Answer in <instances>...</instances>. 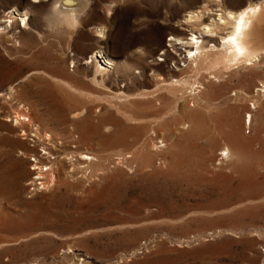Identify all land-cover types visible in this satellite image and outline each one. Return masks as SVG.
I'll use <instances>...</instances> for the list:
<instances>
[{
    "label": "rangeland",
    "instance_id": "rangeland-1",
    "mask_svg": "<svg viewBox=\"0 0 264 264\" xmlns=\"http://www.w3.org/2000/svg\"><path fill=\"white\" fill-rule=\"evenodd\" d=\"M263 1L92 0L56 39L0 0V264H264V52L209 74L175 38Z\"/></svg>",
    "mask_w": 264,
    "mask_h": 264
},
{
    "label": "bare ground",
    "instance_id": "bare-ground-1",
    "mask_svg": "<svg viewBox=\"0 0 264 264\" xmlns=\"http://www.w3.org/2000/svg\"><path fill=\"white\" fill-rule=\"evenodd\" d=\"M67 0H65L66 2ZM72 1L69 0V2H66L65 4H71ZM18 13H16V10L13 11L12 13H9L7 15V19L5 20V22H12L13 20L17 19ZM200 14L197 13H192L187 17V22H189L190 24L193 22H197L200 18L199 16ZM218 15V19H212L211 22H206L203 23V26H201L199 28V31L197 30H192V32L190 33V35L186 38L183 39L182 37H175L176 38V45H181L183 47H185V59H186V67H192L193 69H201V66L204 65L207 68V71L209 72V74H213V73H222L223 71H227V70H231L234 67H231L230 64L228 63V58L226 59V50L222 49L221 46V40L223 38H227L228 36H233L236 34V30L237 28L240 29V33L241 36L237 38V45L241 48H244L246 50V54L244 57H242L240 59L239 65L240 64H245V65H249L251 64L253 61L256 62V59L258 56H261V53L264 52V1L262 3H253L250 4L248 6H246L245 8H243L242 10L239 11H230V10H224V12H221ZM26 18H24L23 16L21 17L20 21L22 23V27L25 29L30 28V26H28V22H26ZM199 23V21H198ZM33 29V27H32ZM212 31L215 32V35H218L220 33L219 30H226L224 33H222L219 37V40H217V43H209L206 42V40L203 39V37L205 36H209V37H213V35H208L207 31ZM39 31V30H38ZM40 32V31H39ZM32 35V34H31ZM104 35V30L101 29L99 31L98 36L103 37ZM214 35V36H215ZM195 36L196 40L193 41L192 37ZM41 37V36H40ZM197 48H199V52H197ZM204 49H208V51L205 53ZM196 52V55H192V53ZM99 53L101 54V51H99ZM233 54L235 55V52L233 50ZM102 55V54H101ZM97 57V54L94 55ZM91 56L90 60H87L86 63H90L93 61V57ZM263 56V55H262ZM108 63V61H106ZM72 67L75 66L74 60L72 61ZM254 64V63H253ZM257 64V62H256ZM178 67V66H177ZM191 68V69H192ZM100 70V66H97V71ZM47 73V72H46ZM215 77V76H214ZM59 78V77H58ZM65 80V79H64ZM182 80V79H181ZM180 80V81H181ZM69 81V80H68ZM185 81V80H184ZM182 82H178V79H174L169 83L170 88L175 89L176 87H178L179 85H182ZM70 84V83H69ZM68 84V86H69ZM186 84V82H185ZM67 85V84H66ZM184 85V84H183ZM186 86V85H184ZM200 86V85H198ZM165 87V86H164ZM192 88V87H191ZM13 89V88H12ZM159 89V87H158ZM163 89V88H161ZM160 89V90H161ZM166 89V88H165ZM195 90V88H193ZM179 90V89H178ZM162 91V90H161ZM172 91V90H171ZM192 91V90H191ZM190 91V92H191ZM196 91V90H195ZM158 92V91H157ZM169 92V91H168ZM156 93V92H155ZM160 93V91H159ZM174 93V90H173ZM172 93V94H173ZM196 93V92H195ZM194 93V94H195ZM158 94V93H157ZM170 94V93H169ZM193 94V93H192ZM174 95V94H173ZM155 96V95H154ZM153 96V97H154ZM163 96V95H162ZM175 96V95H174ZM195 97V96H194ZM156 97H154L155 99ZM163 98V97H162ZM158 99V97H157ZM186 99V98H185ZM184 99V101H185ZM195 99V98H194ZM193 99V101H194ZM161 100V99H159ZM162 101V100H161ZM192 102V101H191ZM184 103V102H183ZM186 103V102H185ZM160 105V104H159ZM176 105V104H175ZM188 105V103H187ZM186 105V106H187ZM22 106V105H21ZM184 105V107H186ZM175 107V106H174ZM188 107V106H187ZM99 111V109H97V112ZM90 113V112H89ZM88 113V114H89ZM85 115V114H84ZM83 115V117H85ZM17 116V115H16ZM79 114L74 113L72 114V117L75 118H79L78 117ZM247 116L249 117V124L252 121V115L251 113L247 112ZM31 117V116H30ZM29 116L27 115H18L17 118H15V120L18 122H20V120H26L29 121L30 119ZM87 117V116H86ZM245 118L246 119L248 118ZM88 118V117H87ZM78 122V121H77ZM84 122V121H83ZM86 122V121H85ZM73 123V122H72ZM80 123V122H78ZM247 123V122H246ZM83 124V123H82ZM88 124H91L90 122ZM111 124V123H110ZM95 125V124H92ZM79 126V124L77 125ZM90 126V125H89ZM250 126V125H249ZM81 127V126H80ZM92 127V126H91ZM95 127V126H94ZM108 127V126H107ZM110 127V126H109ZM73 128V127H72ZM111 128V127H110ZM92 129V128H91ZM90 129V130H91ZM96 129L95 128V133H96ZM37 130V129H36ZM88 131V130H87ZM94 131V130H91ZM90 133V132H89ZM94 132H92L93 134ZM98 133V132H97ZM41 134V132H40ZM52 134V133H51ZM51 134L49 133H44V137L48 140L49 145L54 144L55 145V141L51 138ZM91 134V133H90ZM91 134V135H92ZM154 134V133H153ZM89 134H86L85 136H87ZM33 136H37L35 133L33 134ZM39 136V135H38ZM37 136V137H38ZM43 136V135H42ZM90 138V137H89ZM148 138V137H147ZM39 139V138H38ZM42 140V139H41ZM44 140V139H43ZM38 141V140H37ZM61 142V141H60ZM74 143V142H73ZM62 144V143H61ZM59 143V145H61ZM77 143L75 142L74 145H76ZM43 146V145H42ZM52 146V145H51ZM57 146V145H56ZM55 146H53L54 148ZM44 151L46 153L45 156L42 155V157H35V160H38L37 163H35V169H38V174L40 176V170H41V165H38L39 162H42L41 160L45 159V162L50 163V159H48L51 154L50 151L47 150L48 148L45 146H43ZM57 148V147H56ZM34 151V150H33ZM57 151V150H56ZM54 151V152H56ZM76 152V151H75ZM73 154V153H72ZM76 154V153H75ZM70 155V154H69ZM77 155V154H76ZM54 156V155H53ZM78 157L82 158V159H91V155L87 154V153H80L79 155H77ZM52 157V156H51ZM69 157V156H68ZM74 157V155L72 156ZM42 158V159H41ZM44 158V159H43ZM53 158V157H52ZM57 158V157H56ZM94 158V157H93ZM92 158V159H93ZM59 161V160H58ZM57 161V162H58ZM61 161V160H60ZM54 163V161H52ZM56 162V164H57ZM44 163V162H43ZM88 163V162H87ZM40 164V163H39ZM52 164V163H51ZM55 164V163H54ZM44 166V165H43ZM54 166V165H53ZM49 167V166H48ZM47 168V167H46ZM54 168H57L54 166ZM59 169H61V167H58ZM44 169V168H43ZM50 169V168H48ZM63 169V167H62ZM55 170V169H54ZM53 170V171H54ZM46 172H48L47 170H45ZM44 171V172H45ZM52 171V170H51ZM44 172H41L44 173ZM54 174V173H53ZM44 175V174H43ZM42 175V176H43ZM51 176V175H50ZM53 177V176H52ZM51 177V178H52ZM42 183V182H41Z\"/></svg>",
    "mask_w": 264,
    "mask_h": 264
},
{
    "label": "clouds",
    "instance_id": "clouds-1",
    "mask_svg": "<svg viewBox=\"0 0 264 264\" xmlns=\"http://www.w3.org/2000/svg\"><path fill=\"white\" fill-rule=\"evenodd\" d=\"M41 2L47 3L45 15L38 20V23H41V31L53 38L65 39L67 35H72L74 38L81 29L83 19L86 18L92 0H72L71 4H65V0H50V2L49 0H41ZM113 6L114 4L105 6V11L110 14ZM37 11L31 9L29 15L36 16ZM207 34L214 36L215 32L207 31ZM240 36V29L237 28L235 35L221 40L222 49L226 50V59L231 58L228 59L231 67H238L240 59L246 54V50L237 45V38ZM192 39L195 41V36ZM199 51L197 48V52ZM207 51L208 49H204L205 53ZM196 54V52L192 53V55ZM222 155L227 158L228 150L225 149Z\"/></svg>",
    "mask_w": 264,
    "mask_h": 264
},
{
    "label": "built area",
    "instance_id": "built-area-1",
    "mask_svg": "<svg viewBox=\"0 0 264 264\" xmlns=\"http://www.w3.org/2000/svg\"><path fill=\"white\" fill-rule=\"evenodd\" d=\"M40 183V182H39Z\"/></svg>",
    "mask_w": 264,
    "mask_h": 264
}]
</instances>
